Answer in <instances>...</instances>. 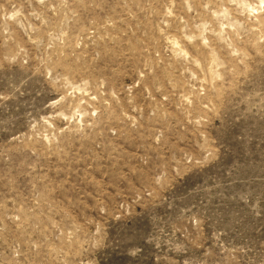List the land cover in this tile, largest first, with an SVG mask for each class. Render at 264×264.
Masks as SVG:
<instances>
[{
    "label": "rangeland",
    "instance_id": "374dc122",
    "mask_svg": "<svg viewBox=\"0 0 264 264\" xmlns=\"http://www.w3.org/2000/svg\"><path fill=\"white\" fill-rule=\"evenodd\" d=\"M0 264H264V0H0Z\"/></svg>",
    "mask_w": 264,
    "mask_h": 264
}]
</instances>
